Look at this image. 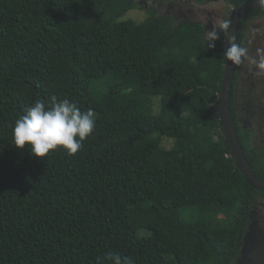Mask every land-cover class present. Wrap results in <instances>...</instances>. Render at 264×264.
Segmentation results:
<instances>
[{
    "label": "trees",
    "instance_id": "16d2710c",
    "mask_svg": "<svg viewBox=\"0 0 264 264\" xmlns=\"http://www.w3.org/2000/svg\"><path fill=\"white\" fill-rule=\"evenodd\" d=\"M140 2L0 0V264H97L113 250L135 264L239 257L264 192L235 168L213 111L225 38L210 47L204 25L174 26L171 16L122 20ZM237 78L234 127L264 180L252 128L238 117ZM53 95L91 108L96 127L76 154L36 157L14 145L12 128Z\"/></svg>",
    "mask_w": 264,
    "mask_h": 264
},
{
    "label": "clouds",
    "instance_id": "9594fccd",
    "mask_svg": "<svg viewBox=\"0 0 264 264\" xmlns=\"http://www.w3.org/2000/svg\"><path fill=\"white\" fill-rule=\"evenodd\" d=\"M235 9L230 7V13ZM255 11H261V14L252 16L251 14ZM255 11L246 15L243 18L244 21L250 16L256 20L264 17V7ZM217 23L221 30H225V35L223 36L226 39V30L229 29L230 21L223 20ZM241 24L242 22H240L238 30V44L231 43L227 49L225 48L224 53L229 61L237 64V67L244 59L248 58V50L239 44ZM251 34L255 36L254 31ZM246 35L247 32L245 37ZM207 38L211 42L210 47H214V42L220 38V32L214 27L208 32ZM259 67L264 69V57L261 58ZM95 127L96 116L91 108L87 111H82L76 102L70 101L68 98H58L53 95L47 102L42 99L35 100L27 108L26 113L15 120L12 128V139L17 148H24L27 145L31 153L36 157L43 158L50 151L57 148H62L68 155H74L82 150L83 142L94 133ZM97 264H135V261L131 256L121 255L119 252L113 250L106 252L102 257H97Z\"/></svg>",
    "mask_w": 264,
    "mask_h": 264
},
{
    "label": "rangeland",
    "instance_id": "374dc122",
    "mask_svg": "<svg viewBox=\"0 0 264 264\" xmlns=\"http://www.w3.org/2000/svg\"><path fill=\"white\" fill-rule=\"evenodd\" d=\"M140 5L142 8L139 10L128 11L122 20H133L140 23L149 17V13L153 14L154 18H161L166 16H171L173 18L172 24L174 26L181 22H195L204 25L206 30V35L214 27L220 32V36H223V30L219 28L218 21L228 20L230 7L224 0H218L214 3L208 4H197L195 0H141ZM254 25L249 27L247 30V39L250 42V49L254 50L253 54L249 53L247 59H244L240 66V81L242 85L246 87L239 88L237 94V105L240 112L244 113L242 116L246 126L251 124L253 121L250 119L254 117L255 123H262L264 121V69L259 67V64L252 60L256 59L258 54L264 56L262 52V46H264V17L257 19L252 23ZM255 32V38H251V32ZM260 40V44L257 43ZM260 56V58H261ZM252 57V58H251ZM247 60V63H246ZM245 66L249 67L252 71L248 74L245 73ZM260 73L263 76H260ZM262 77V78H260ZM243 90L249 96L248 99L240 101V96L244 98ZM242 93V94H241ZM214 106V105H213ZM249 117V119H247ZM249 123V124H248ZM246 128V127H245ZM261 135L264 136V129L261 130ZM257 145V142H256ZM164 146L170 148L171 142L164 141ZM228 211V207H221L219 210L220 216H224L225 212ZM259 213V207H252L249 209L248 216L251 221H253L255 213L250 214V212ZM258 217V215H257ZM253 228L248 231L246 236L248 245L250 244L249 233H252ZM262 230V231H261ZM258 234L264 235V225L261 224ZM259 241V239L253 237L252 241ZM246 256L239 260L238 264H245Z\"/></svg>",
    "mask_w": 264,
    "mask_h": 264
},
{
    "label": "water",
    "instance_id": "95a60500",
    "mask_svg": "<svg viewBox=\"0 0 264 264\" xmlns=\"http://www.w3.org/2000/svg\"><path fill=\"white\" fill-rule=\"evenodd\" d=\"M263 7L264 0H248L230 13L228 19V21H230V26L229 29L226 30L225 39L226 49L233 42L238 44V30L241 20L249 13L262 9ZM236 67L237 64L229 61L226 57L221 88L214 103L213 111L218 120L220 131L228 144L235 168L251 188L257 191H264V180L256 177L252 172L238 139L231 115L230 99Z\"/></svg>",
    "mask_w": 264,
    "mask_h": 264
},
{
    "label": "flooded vegetation",
    "instance_id": "af4514ba",
    "mask_svg": "<svg viewBox=\"0 0 264 264\" xmlns=\"http://www.w3.org/2000/svg\"><path fill=\"white\" fill-rule=\"evenodd\" d=\"M256 21V19L252 16L250 17H247L245 19L244 22H242V33L243 34V38H242V42L240 44L241 47H244L248 50V53H247V56L249 55V53H252L254 52V50L250 49L249 45H250V42L248 39H247V35L245 37V34L247 32V30L249 29L250 25L253 26V22ZM251 38H255L254 35L250 34ZM260 40H257V43H259ZM260 44V43H259ZM262 52L264 53V46H262ZM260 54L257 55V57L259 58H252V60H254L255 62H257L259 64L260 60L262 57L264 56H261L260 58ZM246 63H247V60H246ZM240 66L241 64H238V67H237V71H236V75H238V78H237V82H236V85H235V89H234V100H235V104H236V107H237V113L240 119V121H242V123L244 124L243 127H246V128H252V133L254 134L253 138H252V143L254 145V147H256V150L258 151L259 154V159L261 161H263L264 163V136L261 135V130L264 129V121H262V123H255L254 122V117H251L250 119L253 121L251 124H249L248 126H246L245 122H244V118L242 116H245L244 113L240 112V109H238V105H237V94H238V90L239 88H242V87H246V85H242L241 84V81H240ZM252 70L245 66V73L248 74L249 72H251ZM249 75V74H248ZM260 76H263L261 73H260ZM262 78V77H260ZM242 94V93H241ZM243 95H244V98L240 96V101H243L245 99H248L249 96L246 94V91L243 90ZM249 119V117L247 118ZM256 142H257V145H256ZM264 192V191H263ZM259 207V213H256V212H253L251 211L250 214L252 213H255V216H254V219L253 221L250 220V222L248 223V226H247V232L252 229V233H249V240H250V244L251 245H248L247 243V239H246V236L248 233L246 232L245 235H244V238H243V241H242V244L240 246V254H239V257L236 258V260L234 261V264H238L239 263V260L242 259L244 256H246V262L245 264H264V235L262 234H258L259 232V229H260V226L261 224L264 225V196H261L260 198H258L255 202H253L251 204V208L252 207ZM258 215V217H257ZM249 218L250 215H249ZM262 231V230H261ZM253 234H254V237L259 239V241H252L251 243V239L253 237Z\"/></svg>",
    "mask_w": 264,
    "mask_h": 264
}]
</instances>
